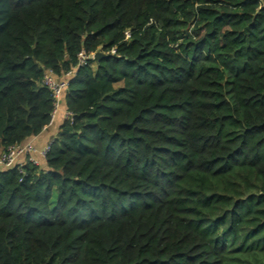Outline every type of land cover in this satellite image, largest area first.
Listing matches in <instances>:
<instances>
[{
    "label": "trees",
    "instance_id": "obj_1",
    "mask_svg": "<svg viewBox=\"0 0 264 264\" xmlns=\"http://www.w3.org/2000/svg\"><path fill=\"white\" fill-rule=\"evenodd\" d=\"M73 68L0 170V264H264V0H0V152Z\"/></svg>",
    "mask_w": 264,
    "mask_h": 264
},
{
    "label": "built area",
    "instance_id": "obj_2",
    "mask_svg": "<svg viewBox=\"0 0 264 264\" xmlns=\"http://www.w3.org/2000/svg\"><path fill=\"white\" fill-rule=\"evenodd\" d=\"M78 66H83L93 59V54H86L83 50L77 55ZM75 68L66 72L63 77H56L51 69H46L42 76V84L47 87L53 98V108L50 113V119L46 126L53 123L61 106V95L64 89L68 86L69 78L75 73ZM71 113L65 110V118H70ZM45 126V127H46ZM44 127V128H45ZM52 139L48 141L43 147H37L32 140H26L20 144H13L0 152V170L17 167L21 170L25 162L34 165H39L41 159L45 156Z\"/></svg>",
    "mask_w": 264,
    "mask_h": 264
},
{
    "label": "crops",
    "instance_id": "obj_3",
    "mask_svg": "<svg viewBox=\"0 0 264 264\" xmlns=\"http://www.w3.org/2000/svg\"><path fill=\"white\" fill-rule=\"evenodd\" d=\"M65 110L64 106L61 105L53 123L46 126L39 134L28 138V140H32L37 147H43L47 144L57 133L62 120L65 119Z\"/></svg>",
    "mask_w": 264,
    "mask_h": 264
},
{
    "label": "water",
    "instance_id": "obj_4",
    "mask_svg": "<svg viewBox=\"0 0 264 264\" xmlns=\"http://www.w3.org/2000/svg\"><path fill=\"white\" fill-rule=\"evenodd\" d=\"M106 55L104 52L101 51V49H97L94 53H93V59L95 60H99L102 56Z\"/></svg>",
    "mask_w": 264,
    "mask_h": 264
},
{
    "label": "rangeland",
    "instance_id": "obj_5",
    "mask_svg": "<svg viewBox=\"0 0 264 264\" xmlns=\"http://www.w3.org/2000/svg\"><path fill=\"white\" fill-rule=\"evenodd\" d=\"M92 66L94 67L95 65H94V64H92Z\"/></svg>",
    "mask_w": 264,
    "mask_h": 264
}]
</instances>
